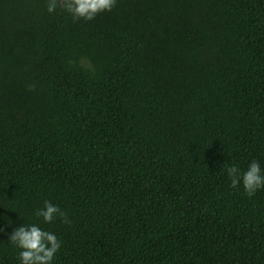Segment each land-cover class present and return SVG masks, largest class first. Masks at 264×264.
I'll list each match as a JSON object with an SVG mask.
<instances>
[{
  "label": "trees",
  "instance_id": "16d2710c",
  "mask_svg": "<svg viewBox=\"0 0 264 264\" xmlns=\"http://www.w3.org/2000/svg\"><path fill=\"white\" fill-rule=\"evenodd\" d=\"M91 65V68L88 67ZM264 0H117L73 20L0 0V264L37 223L53 264H264ZM71 224L34 215L44 200Z\"/></svg>",
  "mask_w": 264,
  "mask_h": 264
},
{
  "label": "clouds",
  "instance_id": "9594fccd",
  "mask_svg": "<svg viewBox=\"0 0 264 264\" xmlns=\"http://www.w3.org/2000/svg\"><path fill=\"white\" fill-rule=\"evenodd\" d=\"M116 3L117 0H45L48 13H54L60 7L73 20L84 21L94 19L99 13L110 12ZM88 67L91 68V65ZM225 172L230 180V187L242 188L248 197L264 189V167L258 159L249 161L243 169L234 163L227 165ZM34 215L41 218L45 224H50L56 219H60L64 224H71L68 214L59 205L47 199L42 202L41 207L35 209ZM4 231L5 229L0 227V233ZM7 239L10 245L19 249V264H53L62 245L56 233L42 228L37 223H20L7 234Z\"/></svg>",
  "mask_w": 264,
  "mask_h": 264
}]
</instances>
